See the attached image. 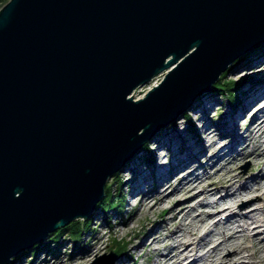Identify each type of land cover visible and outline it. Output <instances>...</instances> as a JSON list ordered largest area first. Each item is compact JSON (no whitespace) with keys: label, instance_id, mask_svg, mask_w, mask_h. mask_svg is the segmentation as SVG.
<instances>
[{"label":"water","instance_id":"1","mask_svg":"<svg viewBox=\"0 0 264 264\" xmlns=\"http://www.w3.org/2000/svg\"><path fill=\"white\" fill-rule=\"evenodd\" d=\"M262 41L264 0L5 1L0 264L90 216L107 177Z\"/></svg>","mask_w":264,"mask_h":264},{"label":"rangeland","instance_id":"2","mask_svg":"<svg viewBox=\"0 0 264 264\" xmlns=\"http://www.w3.org/2000/svg\"><path fill=\"white\" fill-rule=\"evenodd\" d=\"M259 49L253 48L252 51L245 52L244 55L248 54V56L233 65V62L239 57L241 58L239 55L227 66L229 70L226 75H224L226 70L219 74L222 78L220 79L221 84L229 80L244 78L243 83L236 87L237 90H234L237 94L236 98H238L234 108L229 105L226 95L214 94L213 90H203L192 99V103L186 110H182V114L179 112L180 115L177 119L172 120L176 122L175 126L169 123L170 126L167 125V128L162 129L163 126L152 138L147 140L151 146V163L147 164L144 161L147 153H139L138 149L139 154L135 152L131 158L125 161L126 164H122L121 171L117 170L118 173L115 171L117 174L112 172L111 176L107 177L104 188L106 184H109L114 193L118 191L121 195L120 198H125L122 205L124 209L118 210L113 207L106 214L104 210L95 209L97 216H93L90 231L84 232L81 235V241L78 242L81 249H75L74 244L77 241L76 243L71 242L66 233L58 240L62 245H59L57 250L53 247L56 254L42 250L38 252L33 263H30V255H27V257L12 261L11 264H93L95 260L104 261L106 264H170V258L166 260L162 257V254L168 250L170 255L178 250L171 248L174 242L168 238V229L173 228L174 222L167 221V224L163 222L170 216V211H168L170 206H173L172 211L177 213V220L183 219V222H188L191 227L195 224L197 230L204 227L203 224L206 225L205 229L209 231L205 235L206 240L210 237L216 238L215 234L219 231L218 229L221 230L225 225H229L225 220L229 213L241 214L238 216L240 222L233 224L236 230H241L244 221L251 222L253 217L260 215L257 207L263 203L260 194L262 193L261 189H264V166L260 163L264 154L262 155L260 152L264 150V143L263 146H259L257 142L264 139V132L254 134L251 130L255 127L251 125L253 121L251 117L256 113L259 117L264 115L263 110L258 112L264 104L263 95H258L261 91L264 93V85H262L264 82V54L258 55ZM164 73L165 71L159 72L149 80V83L136 88L132 92L133 99L137 100L146 95L150 87L159 84ZM186 111L191 113L190 119L194 122L197 134L186 129L187 123L182 116ZM231 120L236 123L235 131L228 127ZM204 128H207V132ZM205 133L209 136L203 140L202 137ZM218 148H220L219 152ZM250 149L255 151L249 154ZM185 156L187 158L183 160L182 158ZM202 163H206L204 167ZM189 169H194L200 179H196L197 181L195 179L179 180L178 178L184 176ZM230 174L235 176L237 184L240 182L242 185L254 186L260 181L263 185L250 192L247 186L245 191L242 187L233 190L228 187L225 190L220 182L227 179V175ZM166 181H171L170 187L166 188L168 186ZM206 182L209 183L207 191H202L200 184L205 186ZM191 183L196 186L189 192L183 193L184 187ZM164 186L165 190L157 194ZM168 190H170L168 196L162 197V193ZM228 193L229 195L226 196ZM233 194L237 196V202L235 205L227 207L228 202L231 201L230 198L235 199ZM114 197L119 198L117 194ZM161 197L162 199H160ZM149 205H152L153 209L149 208ZM215 205L216 207L220 205L221 208L218 207L216 210ZM204 212L209 213V216L204 217L202 214ZM253 212L256 213V216ZM200 215H203L202 221L197 219V217H201ZM103 216V219L100 218ZM250 227L252 226L250 225ZM250 230H247L248 233H251ZM202 231L205 230L201 229L198 231L199 234H202ZM112 237L120 241L122 239L128 241L126 253L121 256L116 255L114 258L113 254H109L110 250L108 249ZM224 246L228 249L231 245L220 244L219 252L221 251L223 254L226 252ZM198 251L200 254L204 252L201 248ZM242 254H247V251L242 250ZM242 262L247 264L245 257Z\"/></svg>","mask_w":264,"mask_h":264},{"label":"bare ground","instance_id":"3","mask_svg":"<svg viewBox=\"0 0 264 264\" xmlns=\"http://www.w3.org/2000/svg\"><path fill=\"white\" fill-rule=\"evenodd\" d=\"M242 54H245V52L244 53L242 52L240 55L242 56ZM262 85H264V82L262 83ZM204 91H206V90H204ZM208 91H209V89H208ZM261 92L258 95L259 96L260 95H263V97H264V93H261ZM262 107L263 108H261L260 110H258V112L259 111H262V110L264 111V104H263ZM251 118L253 119L251 125L252 126H255L253 128L254 130L251 129L253 131V133L256 134V133L264 132V115L259 117L258 114L256 113ZM235 124H236L235 121L231 120V121H229L228 127L231 130L235 131L236 130L235 129ZM141 129H140V131H141ZM206 129L207 128H204V130L207 132ZM230 129H228V130L230 131ZM247 134H248V132H247ZM208 136H209V134H206L205 133L204 134V137H202V139L205 140L206 138H208ZM250 139H251V137H250ZM257 143L259 144V146H263L262 144L264 143V139L262 141L257 142ZM142 144H144V143H142ZM231 147H232V144H231L230 148ZM219 150H220V148H218L217 151L219 152ZM254 151L255 150H251L250 149L249 150V154H252ZM260 154L263 155L264 154V150H262V152H260ZM185 158H187V157L185 156L182 159L184 160ZM260 163L264 166V158L261 159V162ZM205 164L202 163V166L204 167ZM231 174L229 176L227 175V179H225L224 181L221 180L222 182H220V183H222V186H224L223 188L225 190L228 187H229L230 190L238 189L237 187H242V189L245 191L246 190V186H247V189L250 192V191H253V190L259 188V186L261 187L263 185L260 181H259V183H257L254 186H248L247 184L242 185V183H240V182H239V184H237V179L235 178L234 175H231ZM178 179L179 180H182V181L185 180V179H186V181H190V179L191 180H193V179H195V180L196 179H200V176H199L198 173H195L194 172V169H189L187 171V173H185L184 176H181ZM170 182L169 181H166V184L168 185V186H166V188L171 186L170 185ZM200 185L199 186H200V188H201L202 191H207V185H209L208 182H206V185L205 186L202 185V184H200ZM195 186L196 185H194L193 183H191L188 186L184 187V189H183L182 192L183 193L189 192ZM161 189H162L161 191L160 190L159 191L157 190L158 191L157 194L160 193V192H162V191H164L165 190V186L162 187ZM262 189H261L262 193L260 194V196L262 197V202L263 203L260 204V206L257 207V210L260 212V215L256 216V213L253 212L255 214V216H256V217H253L254 223H253L252 220H251V222H248V223H247V221H244V223H246V224H244L242 226L241 230H236L235 229L236 227H233V224L235 222H238V220H239L238 219V216L241 215V214L237 215L236 213H232V214L229 213V216H227L226 219H225L228 222L227 224H229V225H225L224 227L221 228V230L218 229L219 231L217 232V234H215L216 238H214V239H212L211 237L209 239H207V240L205 239V235L209 232L208 230L205 229L206 228L205 227L206 225L203 224L204 227H202L201 229H203L205 231H202V234H199L200 232H198V231H200L201 229L197 230V226H195V224L193 225V227H191V225H189L188 222L187 223H184L183 222L184 221L183 219H178L177 220V213L174 212V211H172L173 206H170L169 209H168V211H170V214H169L170 216H168L165 220H163V222H164V224H167V221L170 222V223H173L174 222L173 228L171 227L172 229H168L169 230V236L168 235L167 236H168L169 239H172L173 242H174L171 245V248L178 249V250H175V252H173L171 255H170V252L168 250L166 253L162 254V257H164L166 260H167V258H170V260H169V263L170 264H243L242 260H243L244 257L247 260V264H264V189L263 190ZM169 192H170V190H168L167 192L165 191V193L163 192L162 195L161 194L160 195L162 197H165V196H168V193ZM228 195H229V193L226 196H228ZM233 196L235 197V199H231L230 198L231 201L228 202V206H230V207L233 206V205H235L236 204L235 202H237V196H235L234 194H233ZM162 197L160 199H162ZM148 207L153 209L152 205H149ZM215 207H216V205H215ZM218 207L221 208L220 205H217V207H216L217 209L216 210H218ZM202 214L204 215V217L205 216H207V217L209 216L208 215L209 213L207 214V212H204ZM203 215L202 216L200 215L201 217H197V219L199 218V220L202 221L204 219L203 218ZM175 222H177V223L175 224ZM249 224L250 225H253V226L249 228V226H250ZM158 226H161V225H158ZM249 229H251L250 230L251 233H248L247 230H249ZM182 231H183V234H182ZM149 233H150V231H149ZM214 233H216V232L214 231ZM246 241H248V242L246 243ZM220 244H228V245H231V246L228 249L224 246L226 248V252H224V254H223V253H221V251L219 252ZM199 248H201L202 250H204V252L201 253V254L198 253L199 252L198 251ZM244 249L247 251V254H242V250H244ZM234 255H235V257H234ZM93 264H106V263L104 261H96L95 260V261H93Z\"/></svg>","mask_w":264,"mask_h":264},{"label":"trees","instance_id":"4","mask_svg":"<svg viewBox=\"0 0 264 264\" xmlns=\"http://www.w3.org/2000/svg\"><path fill=\"white\" fill-rule=\"evenodd\" d=\"M5 0H0V5L4 2ZM254 49H259V51L257 52L258 55H263L264 54V42L262 41V43H259L257 47H253ZM252 48V49H253ZM249 50V51H252ZM248 56V54H247ZM246 55L242 54L241 58L239 57V59H237L235 62H233L232 64L235 65V64H238L239 61L244 57L246 58L247 57ZM249 59V58H248ZM232 66V65H231ZM229 68V67H228ZM225 69L223 72H224V75H226V72L227 70L229 69ZM220 79L221 76L218 77L217 80H215V82H212L209 90H213L214 91V94H221V95H226L227 98L229 99V105L234 108L236 105H237V99L236 96L237 94L234 92V90H237L236 87L241 85L242 80L244 79H240V80H229L228 82H223L222 84L220 83ZM231 79V78H229ZM224 81V80H223ZM222 82V81H221ZM198 100V99H197ZM197 105V104H196ZM195 105V106H196ZM190 111H186V112H183V118H184V121L187 123L186 124V129L189 130V132H195L197 134V131L196 129L194 128V122L191 121L190 119V114L189 113ZM172 126H175L176 122L175 121H172V123H170ZM170 126V125H168ZM166 125V127L162 128V129H165L168 127ZM161 129V130H162ZM160 130V131H161ZM150 144L148 143V141H146L144 144H142V147L139 149V153H142V152H145L147 153V156H145L144 158V161L148 163H151L152 161V152H151V148H150ZM137 152V154H139ZM122 169H119V171H121ZM117 171V173L119 172ZM116 173V172H115ZM116 173V174H117ZM114 182V179L112 180ZM121 183V181H120ZM105 190H104V193L102 195V198L100 201H98L95 205V209L97 210H100V211H103L105 212V214L112 210L113 207L118 210H122L124 209L123 208V202L125 200V198H120V194L119 192L117 191V193H114L113 192V189L109 186V184H106L105 186ZM116 194L119 196V198L117 199L116 197H114V195L116 196ZM96 211H94L93 213H91L90 216H88L87 218H77V219H72V221L68 224H66L65 226L62 225V227H59L57 228L54 232L52 231L49 235L46 236L45 239H42L41 242H38L36 243L34 246H32L31 248L29 249H26L24 251H21L20 254L17 255L16 258H13V261L16 260V259H20L22 257H27V255H30L29 259H30V263H33L32 261L34 260L35 257H37L38 255V252L39 251H44L46 250L47 252H49L50 254L54 253L56 254V252L54 251L55 249L57 250L59 245H62L61 242H58V240L62 237L63 234H68L69 238L71 240V242H75L77 241L76 244H74L75 246V249H81L79 248V243L81 241V235L85 232H89L90 231V228H91V223H92V219H93V216H97V214H95ZM95 214V215H94ZM100 218H104L103 217H100ZM111 243H110V248L108 250H112L114 251L115 253L117 252V255H121L123 253H126V246H127V240L125 239H122L121 241L120 240H117L115 238H111ZM75 240V241H74ZM112 245V246H111ZM55 249H54V248Z\"/></svg>","mask_w":264,"mask_h":264}]
</instances>
